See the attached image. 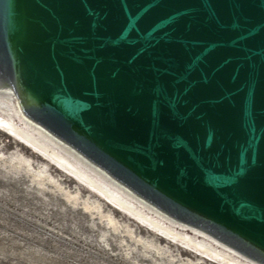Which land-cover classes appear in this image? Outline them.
<instances>
[{"label":"water","instance_id":"1","mask_svg":"<svg viewBox=\"0 0 264 264\" xmlns=\"http://www.w3.org/2000/svg\"><path fill=\"white\" fill-rule=\"evenodd\" d=\"M0 127L147 227L264 264V0H0Z\"/></svg>","mask_w":264,"mask_h":264},{"label":"rangeland","instance_id":"2","mask_svg":"<svg viewBox=\"0 0 264 264\" xmlns=\"http://www.w3.org/2000/svg\"><path fill=\"white\" fill-rule=\"evenodd\" d=\"M0 264L221 263L147 227L0 127Z\"/></svg>","mask_w":264,"mask_h":264},{"label":"bare ground","instance_id":"3","mask_svg":"<svg viewBox=\"0 0 264 264\" xmlns=\"http://www.w3.org/2000/svg\"><path fill=\"white\" fill-rule=\"evenodd\" d=\"M3 130H4V129H3ZM4 131H5V130H4ZM10 134H11V133H10ZM30 147H31V146H30ZM37 152H38V151H37ZM38 154L41 155L46 161L53 163L51 160H49L48 158H46L45 156H43L41 153L38 152ZM53 164L56 165L55 163H53ZM56 166H57L60 170H62V171H64L65 173L69 174L68 172H66L65 170H63L62 168H60L58 165H56ZM28 172H29V171H28ZM38 175H39V174H38ZM48 175H49V174H48ZM45 176H46V175H45ZM45 176H44V177H45ZM69 176H71L72 178H75V177H73V176L70 175V174H69ZM34 177H36V176H34ZM40 177H41V175H40ZM44 177H43V178H44ZM49 177H50V182H51V184H52V183H54V184L56 183V184H60V185H61V184H65V183H64L62 180H60V179L57 180V181L55 182V179H54V177H53L52 175H50ZM59 177H60V176H59ZM43 178H40V179H43ZM46 178H47V177H46ZM46 178H44V179H46ZM34 179H35V178H34ZM36 179H39V177L36 178ZM44 179H43V180H44ZM75 179H76V178H75ZM47 181H48V179H47ZM78 181H79V180H78ZM37 182H38V181H37ZM45 182H46V181H45ZM45 182H44V183H45ZM39 183H40V182H39ZM81 183H82V182H81ZM41 184H42V183H41ZM49 184H50V183H49ZM78 184H79V183H78ZM79 189H80V187H79ZM117 208H118V207H117ZM158 233H159V232H158ZM160 234H161V233H160ZM162 235H163V234H162ZM164 236H165V235H164ZM165 237H166V236H165Z\"/></svg>","mask_w":264,"mask_h":264}]
</instances>
